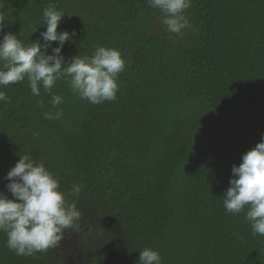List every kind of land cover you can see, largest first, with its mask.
I'll return each instance as SVG.
<instances>
[{"label":"trees","instance_id":"16d2710c","mask_svg":"<svg viewBox=\"0 0 264 264\" xmlns=\"http://www.w3.org/2000/svg\"><path fill=\"white\" fill-rule=\"evenodd\" d=\"M49 4L65 15L58 32H76L66 61L102 46L126 67L116 99L98 105L63 78L39 96L27 79L0 86V192L13 198L5 177L29 154L81 213L67 229L71 246L31 256L10 251L0 231V264H102L111 252L117 264H138L144 248L161 264H264V235L253 234L247 209L232 215L222 200L232 166L264 134V0H192L193 27L181 36L149 0H0V39L36 41ZM52 95L63 98L57 108Z\"/></svg>","mask_w":264,"mask_h":264},{"label":"clouds","instance_id":"9594fccd","mask_svg":"<svg viewBox=\"0 0 264 264\" xmlns=\"http://www.w3.org/2000/svg\"><path fill=\"white\" fill-rule=\"evenodd\" d=\"M191 3L192 0H149V6L162 13L160 23L166 31L177 36L193 27L185 15ZM64 17L55 5L49 4L43 10L46 31L41 32L36 41L24 44L15 34H3L0 39V86L27 79L31 92L39 96L40 85L51 94L53 86L63 78L73 94L91 104L115 100L119 91L117 77L126 67L121 53L113 48L97 46L91 56L77 55L66 61L62 49L66 42L72 41L76 32H58ZM2 33L3 27H0ZM52 42H57L58 46L48 54ZM7 100L6 93L0 91V101ZM62 102L60 95H52L53 108ZM61 115L62 112L57 110L55 118ZM45 116L53 118L51 113H45ZM5 179L9 181L6 189L13 197L9 199L0 192V231L7 236V248L17 256H31L57 247L64 231L74 227L81 218L76 205L66 202L59 180L29 154L19 156ZM229 184L222 198L225 210L237 215L247 209L245 218L253 234L264 235V134L254 148L242 155L239 166H232ZM80 191L78 184L70 188L73 195L78 196ZM111 253L104 257L102 264ZM64 260L71 262L66 255ZM138 264H161V256L158 251L144 248L139 251Z\"/></svg>","mask_w":264,"mask_h":264},{"label":"rangeland","instance_id":"374dc122","mask_svg":"<svg viewBox=\"0 0 264 264\" xmlns=\"http://www.w3.org/2000/svg\"><path fill=\"white\" fill-rule=\"evenodd\" d=\"M60 245L64 246V243L69 247L73 243V236L71 235V232L69 230H65L63 234V239L59 242ZM118 255L117 252H113L109 255L108 260L106 261L105 264H114L115 261V256Z\"/></svg>","mask_w":264,"mask_h":264}]
</instances>
